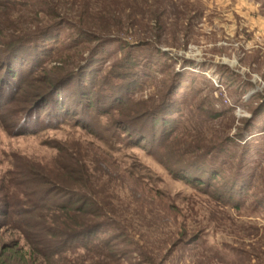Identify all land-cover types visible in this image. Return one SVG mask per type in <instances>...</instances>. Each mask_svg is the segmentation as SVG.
<instances>
[{
  "label": "rangeland",
  "instance_id": "obj_1",
  "mask_svg": "<svg viewBox=\"0 0 264 264\" xmlns=\"http://www.w3.org/2000/svg\"><path fill=\"white\" fill-rule=\"evenodd\" d=\"M64 1L60 7L72 9ZM97 2L91 0L92 9ZM161 2L167 12L159 35H153L146 16L122 33L111 35L130 42L132 48L120 49L117 42L97 47L91 43L85 49L65 52L63 61L75 71L88 55H94L104 75L127 53L143 59L145 63L138 69L142 86L134 93V101L159 105L172 88L171 102L180 110L179 129L172 140L191 156L204 155L208 163L213 161L215 169L222 172L220 178L212 183L205 174L206 189L175 178L157 160L161 135L151 144L161 122L153 131L154 120L146 118L143 127L149 139L143 148L134 147L128 145L129 135L116 124L123 117L120 112L84 122L98 135L69 125L13 136L0 126V175L31 166L58 178L61 184L68 156L80 160L90 175L86 188L133 241L132 259L121 264H137L140 252L160 264H264V206L260 204L264 200V0ZM34 8H0V42L3 32L10 41L46 26L47 19L36 16ZM69 12L78 16L76 8ZM57 33L58 46L64 49L72 40V31L64 26ZM159 36L161 50L168 57L140 45ZM71 84L76 91L78 79ZM214 113L220 116L210 118ZM151 148L155 155L149 153ZM233 184L248 189L243 197L235 196L239 209L217 199L224 185L229 190ZM18 240V232L0 228V246ZM74 252L64 255V263L83 259L87 264L94 259L81 249ZM26 260L37 264L30 257L23 264H29Z\"/></svg>",
  "mask_w": 264,
  "mask_h": 264
},
{
  "label": "trees",
  "instance_id": "obj_2",
  "mask_svg": "<svg viewBox=\"0 0 264 264\" xmlns=\"http://www.w3.org/2000/svg\"><path fill=\"white\" fill-rule=\"evenodd\" d=\"M31 1L0 0L3 10L33 5L35 15L47 19L46 26L34 34L6 41L3 32V42H0V126L8 134L35 135L39 130H58L72 125L96 135L98 132L86 127L84 122L100 121L102 117L120 112L123 117L116 124L129 135L128 145L143 148V143L149 139L143 122L152 117L153 131L161 122V129L153 133L155 137L151 141L155 144L156 135H161L157 160L175 178L199 189L207 187L203 180L205 174L212 183L220 178L222 172L215 169L213 161L208 163L204 155L191 156V152L181 150L172 140L180 123L177 118L180 110H177L176 102H171L172 88L161 98L159 105L148 106L145 102L134 101V93L142 86L138 69L145 63L143 59L127 53L104 75L94 55H88L75 71L69 70L67 60L63 61L65 52L79 47L85 49V45L91 43L97 47L101 43L117 42L120 49L132 48L130 42L111 35L122 33L146 16L154 28H151L153 35H159L167 12L162 0H98L99 6L96 3L93 9L91 0L64 1L77 9L78 16L70 14L71 8L60 7L63 0ZM64 26L71 29L72 40L62 49L58 46L57 31ZM140 45L169 56L161 50L160 36L154 42ZM147 69L151 70L150 67ZM74 77L78 79L76 91L72 90L71 84ZM73 94L76 98L71 101ZM219 116L214 113L210 118ZM149 151L154 155L157 153L153 148ZM66 165L62 168L61 184L58 178L31 166L25 171L12 170L0 175V228L20 235V240L0 246V264H23L27 257L37 264H84L83 259L77 263H64V255L74 254V249L93 256L87 264H121L124 259H132V239L122 230L121 224L108 217L102 204L94 198L96 196L86 188L90 175L83 163L69 155ZM75 185L80 188H74ZM226 187L224 185L217 194L218 201L234 203L236 195L243 197L248 193L244 185L233 184L229 190ZM263 203L264 200L260 204L264 206ZM233 205L239 209L241 204ZM110 230L116 234H103ZM21 241L24 244L21 245ZM138 258L137 264H160L142 252Z\"/></svg>",
  "mask_w": 264,
  "mask_h": 264
}]
</instances>
